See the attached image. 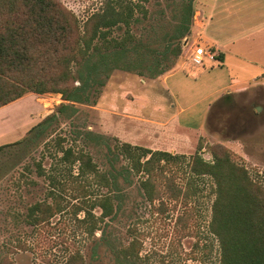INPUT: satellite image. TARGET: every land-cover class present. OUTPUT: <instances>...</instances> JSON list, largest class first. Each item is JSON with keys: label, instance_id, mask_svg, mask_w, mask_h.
<instances>
[{"label": "rangeland", "instance_id": "obj_1", "mask_svg": "<svg viewBox=\"0 0 264 264\" xmlns=\"http://www.w3.org/2000/svg\"><path fill=\"white\" fill-rule=\"evenodd\" d=\"M60 1L82 26L111 2L118 9L133 6L130 25L120 23L111 28L108 40H121L129 32L133 35L131 46L135 47L127 52L126 61L118 63L120 66L101 67L94 73L80 101H65L60 93L28 92L0 108V145H4L26 137L61 102L74 104L41 134L34 131L22 143L0 150V242H6L0 243V250L9 253L15 264L46 260L61 263L77 251L87 264H219V242L209 229L216 197L211 177L192 181L193 194L187 205L168 196L161 204L145 197L139 182L142 174L124 171L119 177L123 207L101 220L102 209L91 204L108 188L97 181L89 186L85 178H75L78 165L70 169L61 161L63 153L58 144L61 141L64 147L84 149L92 154L100 170H106L110 163L108 146L114 148L116 142L169 150L186 159L203 142L201 153L207 160L213 159L208 147L222 143L230 148L235 162L246 166L264 185V74L249 80L264 68V44L258 34L259 38L246 44L240 22L246 10L251 16L252 8L264 11V0H234L228 14L236 21L229 28L235 42L230 46L239 58L233 60V67L223 69L213 68L209 62L206 67H194L191 60L197 43L212 51L200 32L209 15L204 4L207 0H194L192 33L175 41L171 36L179 24L180 0ZM253 23L256 25L257 19ZM106 42L97 39L100 49L92 52L90 61L73 65L78 76L86 75L100 53L109 50ZM178 46L182 48L180 56L174 53ZM214 51L218 55L222 52ZM174 72L171 95L165 78ZM245 86L243 91L234 92ZM229 91L234 92L233 99L222 100ZM174 114L175 119L170 120ZM178 118L189 124L184 126L197 130L177 129ZM116 164L123 170L128 160L119 156ZM169 168L185 186L190 177L186 162L179 160ZM50 176L57 177L61 184L52 185ZM81 184L88 186L89 197L82 194ZM52 186L62 196L63 211L47 223H27L23 215L35 202L54 203L55 198L49 195ZM80 205L84 209L76 213ZM19 213L16 223L14 215ZM93 226L96 229L91 233ZM134 239L138 240L133 251L140 248L139 257L128 261L123 249Z\"/></svg>", "mask_w": 264, "mask_h": 264}, {"label": "trees", "instance_id": "obj_2", "mask_svg": "<svg viewBox=\"0 0 264 264\" xmlns=\"http://www.w3.org/2000/svg\"><path fill=\"white\" fill-rule=\"evenodd\" d=\"M133 6L118 9L113 2L102 12L92 14L82 25L77 16L65 7L60 0H0V108L23 97L28 92L37 94L60 93L65 101L77 102L90 86L94 73L103 67L120 66L126 61L127 52L135 47L133 35L128 34L121 40H108L109 30L120 23L129 26L134 14ZM194 18V0H180L179 24L171 41L180 40L192 33ZM97 39L109 43L108 49L93 62L85 75L78 76L73 65L88 63L94 50L99 51ZM170 50V46H167ZM175 55L182 53L181 46L174 50ZM166 56V54H165ZM222 58L221 54L219 56ZM90 58V59H89ZM159 64V62H158ZM117 66V67H118ZM163 72V71H161ZM81 80L82 85L76 82ZM233 94H225L222 100L230 101ZM74 104L61 102L56 110L34 126L22 140L0 145V150L16 143H22L35 131L41 134L54 120L64 114ZM119 142V141H118ZM120 143V142H119ZM115 147L108 146L109 168L100 170L92 154L73 146H58L62 151L61 161L70 169L78 165L75 178H85L88 185L93 181L107 187L91 207H100V219L112 217L121 210L119 177L124 171L142 174L139 181L145 197L151 203L165 204L164 197L173 201L188 203L193 194L192 181L197 177L209 176L215 183V199L212 204V217L209 229L219 242V264H264V185L254 179L248 168L240 165L232 157L230 148L222 143L212 144V160L203 157V142L198 143L197 151L188 159L167 150L136 146L129 142ZM128 160L123 170L117 167L118 157ZM179 160L186 162L189 178L185 186L177 180L175 171L169 166ZM41 169V163H38ZM171 174H168V173ZM42 173V172H41ZM52 185L61 184L55 176H50ZM50 194L55 200L35 202L23 215L32 225L49 222L53 216L63 211L62 196L57 187L52 186ZM82 194L89 197L86 184H81ZM80 196H76L79 199ZM187 205V204H185ZM84 208L78 206L77 211ZM92 215L90 209L87 210ZM14 221L20 219L16 216ZM7 221V220H6ZM96 226L89 230L94 233ZM138 239L123 249L128 261L139 257V249L133 251ZM4 245L6 242H0ZM137 249V247H136ZM0 264H15L9 253L0 250ZM40 264H87L84 255L74 252L61 263L50 260Z\"/></svg>", "mask_w": 264, "mask_h": 264}, {"label": "crops", "instance_id": "obj_3", "mask_svg": "<svg viewBox=\"0 0 264 264\" xmlns=\"http://www.w3.org/2000/svg\"><path fill=\"white\" fill-rule=\"evenodd\" d=\"M234 0H207V3H204L207 6L209 15L206 18V21L203 23L202 25V29H201V36L204 38V42L208 45H211L212 47V52L215 55V59L212 60L210 58H207L205 60V64L204 65H194V67H206L207 63L209 62L210 65L215 68L216 66H218L220 69L223 68H229V67H233V60L237 61V59L239 58L237 50H235L234 48H232L230 46V44H234L235 42L233 41V36L229 31V28H231V26H233L236 21L235 19L229 18V12L231 11V7L233 4H235ZM245 11V10H244ZM252 16L251 14H246L247 10L245 11V14L241 16L240 18V22L242 23V28L243 31H245V36H244V41L247 44L248 42L251 43V41H255L257 38L259 39H263L262 40V45L264 44V11L262 10V8H252ZM223 16V17H222ZM242 19V20H241ZM255 19H257L258 23L255 25V23H253V21H255ZM254 28V30H253ZM258 31V32H256ZM255 34H258L259 37H257ZM233 41V43H232ZM261 45V46H262ZM197 46L203 47L201 45ZM230 47V48H229ZM204 48V47H203ZM264 50V45L261 47ZM215 49H218L220 51H222L220 54L222 56V58H220V54H216V52L214 51ZM209 51V50H207ZM264 62V61H263ZM184 63V62H183ZM240 63H244V62H239L238 65ZM186 64V63H185ZM179 66V64H178ZM188 66V65H187ZM185 67V65H184ZM264 70V68H262V71ZM258 72V73H254L255 76L250 80V82L254 79H256L257 77L261 76L264 74V72ZM176 73L174 72L173 74H169L166 78H165V83L167 86V89L169 91V93L171 95H174L173 93V88L170 84V78L175 77ZM248 82V81H247ZM173 84V83H172ZM248 86H245L243 88H238L236 91L234 92H238V91H243L244 89H246ZM233 91H229V94H233ZM228 93H224L228 94ZM222 95V96H223ZM221 96V97H222ZM220 97V98H221ZM211 106V104H210ZM184 110V109H181ZM175 114L172 115L169 119L173 120L175 119ZM179 119V123L177 129H183V131H185V128L187 129V131L191 130H197V128H190L188 126H184V125H189L186 121L182 122V120L180 118ZM172 122V121H171ZM196 127V125H193ZM200 126V125H199ZM180 143V142H178ZM183 143H180L179 145H181ZM167 145V144H166ZM170 145V144H168ZM169 151V150H168Z\"/></svg>", "mask_w": 264, "mask_h": 264}, {"label": "built area", "instance_id": "obj_4", "mask_svg": "<svg viewBox=\"0 0 264 264\" xmlns=\"http://www.w3.org/2000/svg\"><path fill=\"white\" fill-rule=\"evenodd\" d=\"M207 58H210L212 60L215 59V55L210 52L207 51L205 48L200 47V46H196V48L194 49L192 56H191V60L192 63L195 65H204L205 64V60Z\"/></svg>", "mask_w": 264, "mask_h": 264}]
</instances>
